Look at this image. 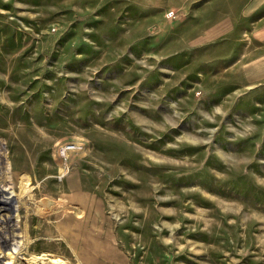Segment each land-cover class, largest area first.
<instances>
[{
	"label": "rangeland",
	"instance_id": "1",
	"mask_svg": "<svg viewBox=\"0 0 264 264\" xmlns=\"http://www.w3.org/2000/svg\"><path fill=\"white\" fill-rule=\"evenodd\" d=\"M0 183L4 262L264 264V0H0Z\"/></svg>",
	"mask_w": 264,
	"mask_h": 264
},
{
	"label": "bare ground",
	"instance_id": "2",
	"mask_svg": "<svg viewBox=\"0 0 264 264\" xmlns=\"http://www.w3.org/2000/svg\"><path fill=\"white\" fill-rule=\"evenodd\" d=\"M6 180L7 178L4 177ZM1 184V183H0ZM3 187H0V199L2 200V205L0 210H4L5 212H0V219L3 220V222H10V221H14L12 225L9 224V228H12V230L10 229L9 231V237H5L3 236L2 232H0V264H11V262L13 261L14 257L19 255L20 253V243H21V237L18 239L17 236L18 234H16L14 232L16 227V221L18 220V216L16 214V209L19 205L23 204L21 201L16 202L13 198V194L10 190V185H6V184H2ZM3 188V189H1ZM51 204V203H50ZM49 205V203H48ZM41 209V208H40ZM39 214L43 213V210H39L38 212ZM1 220V221H2ZM15 227H14V226ZM8 226V223H7ZM8 229V228H7ZM19 237V236H18ZM12 248V252H14L13 255H11V253H7V258L11 261V262H4L2 261V257H1V251L2 248ZM9 251V250H8ZM3 252V251H2ZM6 256V255H5ZM40 264H48V262H57V258L56 259H49V260H44L42 259V257L39 258ZM61 264H65L63 261H60Z\"/></svg>",
	"mask_w": 264,
	"mask_h": 264
},
{
	"label": "built area",
	"instance_id": "3",
	"mask_svg": "<svg viewBox=\"0 0 264 264\" xmlns=\"http://www.w3.org/2000/svg\"><path fill=\"white\" fill-rule=\"evenodd\" d=\"M168 16H173V12H168ZM80 146L81 145L78 142L73 141H63L56 145L55 151L57 154L58 163L62 168H64V171L66 168H68L69 162L71 160V154L76 152Z\"/></svg>",
	"mask_w": 264,
	"mask_h": 264
}]
</instances>
